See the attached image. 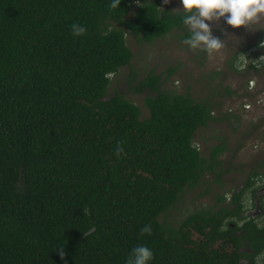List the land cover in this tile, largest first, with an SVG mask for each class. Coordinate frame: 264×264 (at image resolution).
Segmentation results:
<instances>
[{"label":"trees","instance_id":"1","mask_svg":"<svg viewBox=\"0 0 264 264\" xmlns=\"http://www.w3.org/2000/svg\"><path fill=\"white\" fill-rule=\"evenodd\" d=\"M110 3L0 0V264H125L138 245L153 252L148 264H244L249 256L256 264L264 224L242 213L264 164L177 226L159 220L220 166L226 143L203 156L193 138L216 119L212 102L163 90L158 75L136 84L148 90L147 117L123 95L106 97L110 74L133 57L128 35L139 43L173 30L190 35L184 13L155 0ZM73 23L87 33L74 37ZM236 55L229 61L239 71ZM146 224L152 233L140 236Z\"/></svg>","mask_w":264,"mask_h":264},{"label":"rangeland","instance_id":"2","mask_svg":"<svg viewBox=\"0 0 264 264\" xmlns=\"http://www.w3.org/2000/svg\"><path fill=\"white\" fill-rule=\"evenodd\" d=\"M155 1L162 9L181 11L180 0H169L167 4L164 0ZM206 23L210 24L213 36L224 43L211 58L204 52L190 50L182 43L181 33L175 30L144 43L128 35L126 43L133 57L129 65L110 75L106 93L108 98L123 95L139 107L141 117H147L144 98L148 90L137 91L136 84L152 73L160 77L163 90L190 94L197 100L207 98L213 104L216 119L197 130L193 143L207 157L212 146L225 142L220 166L215 171L204 172L200 183L186 188L159 218L166 227L177 226L191 212L208 209L218 203L219 197H228L232 191L241 189L248 174L258 167L261 171L264 164V68L247 69V65L244 71H236L229 61L234 54L238 57L244 54L248 63L253 60L254 52L264 55V48L257 43L264 32V20L250 29L233 28L224 18L218 23ZM243 49L246 51L241 54ZM262 176L256 178L257 185L264 183V179L260 181Z\"/></svg>","mask_w":264,"mask_h":264},{"label":"clouds","instance_id":"3","mask_svg":"<svg viewBox=\"0 0 264 264\" xmlns=\"http://www.w3.org/2000/svg\"><path fill=\"white\" fill-rule=\"evenodd\" d=\"M120 2L121 0H111L109 9L118 8ZM168 2L169 0H164L165 4ZM180 5L179 9L184 13L182 23L190 33L182 43L197 53H206L209 58L219 52L224 47V43L218 37L213 36L212 28L206 21L218 23L221 18H224L226 24L233 28L244 26L250 29L251 25L259 24L261 20H264V0H180ZM71 33L74 37L83 36L87 33V28L73 23ZM102 34L107 35L108 32ZM259 47L264 48V40L260 41ZM238 61V70L247 67L248 58L244 54L238 58ZM253 65L257 69L264 68V55L253 60ZM123 152V147L118 143L115 154L119 157ZM151 233L150 224L144 225L139 232L140 236L151 235ZM152 259L151 249L144 245H138L132 248L125 264H148Z\"/></svg>","mask_w":264,"mask_h":264},{"label":"flooded vegetation","instance_id":"4","mask_svg":"<svg viewBox=\"0 0 264 264\" xmlns=\"http://www.w3.org/2000/svg\"><path fill=\"white\" fill-rule=\"evenodd\" d=\"M262 179H264V176L261 177L260 181ZM255 186L257 187L256 179H255ZM246 194L247 193H245V196H244V205L246 208H245V211L242 213V215L255 218V220H257L259 225H263L264 220L261 221L260 219L264 217V183L262 185L259 184L258 190L253 195H250V193H248L246 196ZM229 199L230 198H227V201ZM241 223L242 221H238V225H241ZM231 226L233 225L231 224ZM235 234L240 235V234H243V232L238 231V232H235ZM239 250L244 251V250H247V248L241 247ZM249 252L251 255L252 252L251 251ZM263 255L256 257V264H264ZM250 260H251V257L249 256L247 258H244V257L241 258L240 261L244 264H250Z\"/></svg>","mask_w":264,"mask_h":264}]
</instances>
